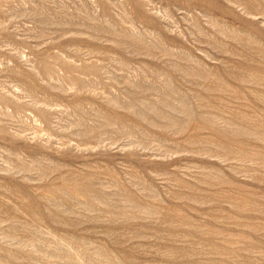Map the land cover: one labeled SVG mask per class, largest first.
I'll return each instance as SVG.
<instances>
[{
	"label": "rangeland",
	"instance_id": "rangeland-1",
	"mask_svg": "<svg viewBox=\"0 0 264 264\" xmlns=\"http://www.w3.org/2000/svg\"><path fill=\"white\" fill-rule=\"evenodd\" d=\"M0 264H264V0H0Z\"/></svg>",
	"mask_w": 264,
	"mask_h": 264
}]
</instances>
